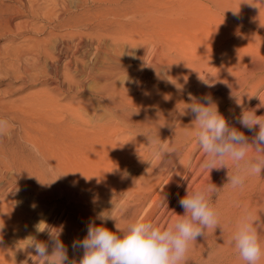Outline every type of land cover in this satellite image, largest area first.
Listing matches in <instances>:
<instances>
[{
  "label": "bare ground",
  "instance_id": "6f19581e",
  "mask_svg": "<svg viewBox=\"0 0 264 264\" xmlns=\"http://www.w3.org/2000/svg\"><path fill=\"white\" fill-rule=\"evenodd\" d=\"M11 1L16 15L42 18L46 24L40 30L51 28L48 33L56 31L69 39L68 57L75 59L79 48L91 40L98 63L90 74L101 85L96 91L107 119L88 130L81 105H65L60 102L65 96L55 93L18 99L14 105L0 99V108L7 109L22 128L19 133L13 129L0 133V264H35L33 260L44 264L41 258L31 259L35 255L31 250H14L5 242L8 233L27 220L10 196L13 192L45 206L40 226L62 230L60 238L73 264H79L83 249L73 251L72 242L87 235L90 223H101L98 213L115 215L118 226L143 221L163 229L184 214L179 200L187 189L213 184L216 192L210 203L221 227L207 229L204 237L190 243L187 264H245L231 241L249 214L264 250V173L248 175L242 187L233 188L228 183V175L236 171L232 162L228 161V169H206L203 149L195 152L200 145L194 116L180 115L187 113L192 98L210 95L230 126L250 138L255 135L236 117L243 110L264 116V91L256 94L264 83V18L229 13L240 23L237 35L253 40L251 48L236 45L238 36L220 38L222 31L211 20L195 32L192 0H80L76 8L82 15L65 0H52L51 5ZM222 12L215 13L220 17ZM20 27L10 26L12 38ZM108 41L128 45L136 63L110 52ZM257 42L263 44L258 48ZM43 52L49 56L51 51L45 47ZM64 55L57 54V61ZM121 75L123 83L114 80ZM200 77L214 86H205ZM16 78L29 80L20 74ZM56 88L62 92L61 85ZM160 145L171 151H161ZM249 155H257L254 148ZM105 226L115 231L114 222ZM34 237L48 241L47 233Z\"/></svg>",
  "mask_w": 264,
  "mask_h": 264
},
{
  "label": "clouds",
  "instance_id": "9594fccd",
  "mask_svg": "<svg viewBox=\"0 0 264 264\" xmlns=\"http://www.w3.org/2000/svg\"><path fill=\"white\" fill-rule=\"evenodd\" d=\"M200 80L207 87L214 86L207 79L200 77ZM186 109L187 113L184 110L180 115L190 113L194 116L196 140L208 157L204 165L206 169H228V161H231L236 171L228 175V183L233 188L242 187L248 175L264 173V116L256 115L255 111L243 110L236 117V122L241 127L255 132L250 138L236 127L230 126L210 95L192 98V103ZM6 127L7 121L0 119V133ZM146 137L149 143L153 142L150 136ZM30 147L39 157V150L34 145ZM250 147L254 148L257 155H249ZM160 150L171 151L163 145H160ZM215 192L214 184L192 192L187 189L185 196L179 200L184 214L178 215L180 218L173 225L163 229L143 221L118 226L115 215L102 211L97 215L101 223H90L87 235L83 239L74 240L71 247L73 251L83 249L79 264H187L190 243L204 237L207 229L221 227L218 213L210 203ZM108 221L114 222L115 231L105 226ZM254 224L253 216H245L231 241L245 264H260L264 256ZM2 228L3 225H0V229ZM36 232L47 233L48 241L28 237L20 250H31L35 253L31 259L41 258L44 264H73L68 248L60 238L62 230L53 232L51 228L38 224ZM33 261L38 264L37 260Z\"/></svg>",
  "mask_w": 264,
  "mask_h": 264
},
{
  "label": "rangeland",
  "instance_id": "374dc122",
  "mask_svg": "<svg viewBox=\"0 0 264 264\" xmlns=\"http://www.w3.org/2000/svg\"><path fill=\"white\" fill-rule=\"evenodd\" d=\"M40 1H47V4L49 3L50 5L53 3L52 0ZM60 1L62 0H59V2ZM65 1L67 4H71L74 13L76 12L78 15L83 14L82 10L81 14L80 9L76 8L80 0ZM192 1L195 32L201 30L200 27L202 24L211 20L213 25H218L222 31L220 38L233 39L238 36L236 45L240 46V44H242L244 47L245 45H251V48H255L252 39L247 36L242 38L241 35H237L240 33V23L230 18L229 13H234L233 11H238L236 13L245 12L258 19H262L264 18V0ZM12 5L13 2L11 0H0V99H3L7 105H14L15 101H18V99L22 101L25 98L40 94L46 95L55 93L60 96L62 95L61 97L65 96L66 98L64 97L60 102L65 105L75 103L81 105L80 108L83 109L85 120H87V124L85 125L86 129L98 128L101 122L106 121L107 112L96 91L101 85L94 75L90 74L91 70L94 69L98 63L95 45L92 44L91 40H87L83 44L84 46L82 45L79 48L76 54L77 60L76 58L74 59V56L68 57L72 52L71 49L68 50L65 48L67 47L66 45L69 39L61 38V35L56 33V31L52 34L48 33L51 30L50 27V30H40L46 24L42 18H31L24 15V13L16 15V11ZM94 8L97 9L96 7ZM220 9L224 11V13L222 12L220 14L221 18L215 13L217 11L220 12ZM226 12L227 14H225ZM16 25H20L21 27L16 34L17 37L12 38L9 34V28L10 26L16 28ZM27 25L29 26V31L25 30L27 29V27L25 28ZM262 44H258L257 42L258 48L259 45ZM107 45L110 52L123 55L124 60L127 62L132 64L136 63L133 50L128 45H118L112 41H108ZM45 47L51 51L50 55L52 58L50 55L46 56L45 52H43ZM262 48L264 49V46H262L261 49ZM60 52L62 55L66 52V55H64L65 57L63 56L64 58L62 61H57L56 55L60 54ZM71 58H73L72 63L67 69L66 66ZM65 70H67V73ZM64 73H66V75H64ZM19 74L26 76L30 81L28 80L26 83L23 79L16 78ZM56 78L58 79L56 80ZM73 78L75 80H73ZM114 80L118 83H123L124 75L115 77ZM57 85L63 87L62 92L57 90ZM72 86L74 88H72ZM263 91L264 83L256 94L260 95ZM9 115L10 112L7 111V109L0 108V119L7 121V127L2 133L8 132L11 129L15 130L16 133L21 132L22 128H20L17 122L12 121ZM200 149L201 146H198L195 152L197 153ZM10 196L15 198L16 202H18L17 208L22 211L27 220H25L24 224L19 225L15 231L8 233L9 237L5 242L11 249L20 250L19 248L23 247L26 243V241H24L26 238L34 237L37 234L36 226L43 222L46 209L41 202H36L28 196L19 195L15 192Z\"/></svg>",
  "mask_w": 264,
  "mask_h": 264
}]
</instances>
